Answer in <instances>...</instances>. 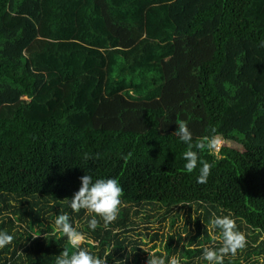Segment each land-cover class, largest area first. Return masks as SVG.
<instances>
[{
	"label": "trees",
	"instance_id": "16d2710c",
	"mask_svg": "<svg viewBox=\"0 0 264 264\" xmlns=\"http://www.w3.org/2000/svg\"><path fill=\"white\" fill-rule=\"evenodd\" d=\"M181 120L194 143L236 144L199 153L206 183L184 170ZM85 174L122 189L108 229L68 205ZM61 214L106 264H203L229 215L246 245L224 264H264V0H0V264L75 251Z\"/></svg>",
	"mask_w": 264,
	"mask_h": 264
},
{
	"label": "clouds",
	"instance_id": "9594fccd",
	"mask_svg": "<svg viewBox=\"0 0 264 264\" xmlns=\"http://www.w3.org/2000/svg\"><path fill=\"white\" fill-rule=\"evenodd\" d=\"M177 125L174 136L186 145V150L182 153V159L185 161L184 170L192 173L199 165L196 183H206L210 173V164L203 160L199 153L206 150L215 155L220 151L224 141L216 134V129L211 128L209 135L194 143L193 135L186 122L181 120ZM79 181V189L71 199H68L70 209L74 213L83 210L85 216L91 217L87 222L90 230L95 231L100 221L103 222V228L108 229L110 224L116 220L121 205L122 189L118 181L112 178L93 180L92 176L87 174L81 176ZM54 224L56 230L62 233L68 244L75 249L71 254L64 250L56 256L55 264H106V260L96 257L87 248L81 247L88 239L87 234L73 227L68 214L58 215ZM210 224L220 231L219 237L213 236V240H220V247L218 249L214 246L204 247L201 258L207 264H224L226 256H235L239 249L245 247L246 237L236 230V223L229 215L216 216L213 214ZM12 241V235L0 231V249L10 245ZM147 264H165V256L153 255L147 260ZM167 264H180V260L172 256L167 258Z\"/></svg>",
	"mask_w": 264,
	"mask_h": 264
},
{
	"label": "rangeland",
	"instance_id": "374dc122",
	"mask_svg": "<svg viewBox=\"0 0 264 264\" xmlns=\"http://www.w3.org/2000/svg\"><path fill=\"white\" fill-rule=\"evenodd\" d=\"M224 143L223 145H228V146H236L235 143H233L232 141H225L223 140ZM149 206L148 205H145V206H142V207H132V211L133 210H139V214L137 215H133V219L137 222V224L139 225L136 229L137 232H141V233H148V236H146V238H144V241L146 243H148V246H152L153 244H156L158 245V240H155V239H152L154 233L157 231L158 227H159V222H155V223H146L145 221H143V212L145 211V209H147ZM180 222H178L179 224ZM163 226L164 227H168V221H165V222H162ZM148 226V227H146ZM136 232V233H137ZM135 233V234H136ZM131 235L135 236L134 233H130ZM136 238V236H135ZM158 249V247L156 246L155 249H153L151 252H153L154 250ZM260 262H262V258L260 257ZM203 264H207V262L203 263Z\"/></svg>",
	"mask_w": 264,
	"mask_h": 264
}]
</instances>
